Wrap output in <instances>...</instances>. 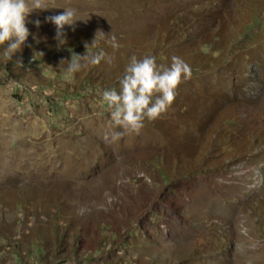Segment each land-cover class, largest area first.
Returning a JSON list of instances; mask_svg holds the SVG:
<instances>
[{
	"label": "rangeland",
	"instance_id": "obj_1",
	"mask_svg": "<svg viewBox=\"0 0 264 264\" xmlns=\"http://www.w3.org/2000/svg\"><path fill=\"white\" fill-rule=\"evenodd\" d=\"M26 27L0 55V264H264V0H43ZM132 55L192 74L106 142Z\"/></svg>",
	"mask_w": 264,
	"mask_h": 264
},
{
	"label": "clouds",
	"instance_id": "obj_2",
	"mask_svg": "<svg viewBox=\"0 0 264 264\" xmlns=\"http://www.w3.org/2000/svg\"><path fill=\"white\" fill-rule=\"evenodd\" d=\"M36 9L43 10V0H0V55L10 59L25 45L29 36L26 19ZM45 21L54 25L53 39L63 45L64 27H72L77 20H74L73 10L64 9L59 14L46 17ZM33 23L39 26V21ZM109 40L111 47H118L115 37H109ZM85 47L87 50L88 46ZM75 57L67 61L65 71L69 76L80 70L81 59L89 64H96L99 59L97 56L89 58L86 53ZM191 74L189 64L175 55L170 57L167 65L157 64L151 55L140 59L130 56L118 79L119 91L109 88L101 92L111 125L119 128V131L106 133L105 141L116 142L125 134H139L145 120L154 121L167 111L175 98L178 84L182 79H190Z\"/></svg>",
	"mask_w": 264,
	"mask_h": 264
}]
</instances>
